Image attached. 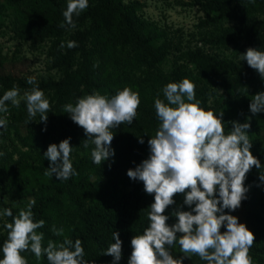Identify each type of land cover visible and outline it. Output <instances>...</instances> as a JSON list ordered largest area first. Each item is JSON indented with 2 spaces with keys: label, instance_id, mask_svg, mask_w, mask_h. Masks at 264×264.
<instances>
[{
  "label": "rangeland",
  "instance_id": "rangeland-1",
  "mask_svg": "<svg viewBox=\"0 0 264 264\" xmlns=\"http://www.w3.org/2000/svg\"><path fill=\"white\" fill-rule=\"evenodd\" d=\"M117 2L121 6L134 4L139 20L156 22L164 29L156 44L163 46L161 51L167 52L166 57L151 68L158 71L150 73L138 63L136 57H142V50L138 54L133 32L127 30L125 22L114 11ZM67 3L68 0H0V98L16 88L21 101L19 107L7 102L8 111L0 112V119L7 122L6 131L0 128V153H3L0 155V212L10 208L16 217L35 200L33 218L34 222H45L37 229L44 234L45 247L49 240L59 243L65 237L73 242L80 239L88 264H113V257L104 255L111 244L103 242L101 224L106 220L102 215L111 218L108 214L116 204L101 202V189L113 185L119 192H137L139 186H144L143 182L129 178L127 171L149 157L148 140L155 136L161 122L153 101L144 98L146 114L137 109L131 125L125 122L111 129L114 157L101 165L93 162L91 151L95 146L89 143L88 148L83 147L82 142L87 139L85 131L65 113L64 105H75L79 98L94 93L109 99L117 94L101 86L104 80L98 70L107 54H121L140 67L141 70L135 69L127 62L120 71L127 80L135 72L127 85L132 91H135L132 85L155 77L154 72L163 75L160 82L156 81L163 88L168 83H177L174 78L187 71L200 77L206 75L209 90L196 94V100L206 111L212 110L217 115L223 111L226 135L233 121L250 124L247 130L252 143L250 151L260 161L261 168L254 166L246 174L244 184L249 189L248 197L264 201V182L259 179L264 173V112L254 115L250 111L252 97L264 92V78L241 58L249 48L264 52V0L257 1V31L252 38L247 35L250 28H244L249 27L246 21L241 23L227 7L217 10L206 7L205 0H89L86 10L79 16L74 14L75 28L67 26L63 16ZM62 23L65 27H60ZM69 41H75L78 46L68 48ZM101 45L106 47L104 52ZM29 77L35 78L34 84L27 83ZM34 87L42 90L50 103L46 123L40 121L39 114L29 120L23 97ZM69 138L73 147L70 160L78 175L66 181L46 176L50 161L44 153L51 144L59 145ZM140 138L143 144L139 143ZM137 202L131 199L128 206L130 214L139 219L144 215L143 203ZM102 209L106 210L105 214ZM233 216L253 229L242 206ZM13 217L0 216V259L8 238L5 224L11 223ZM176 222L167 221L169 226ZM53 226L63 228V236H56ZM143 232L138 229L135 235ZM179 235L169 248L173 258L182 260V264H207L197 255L187 258L180 252ZM21 255L27 264H49L46 256L37 260L30 250Z\"/></svg>",
  "mask_w": 264,
  "mask_h": 264
},
{
  "label": "clouds",
  "instance_id": "clouds-1",
  "mask_svg": "<svg viewBox=\"0 0 264 264\" xmlns=\"http://www.w3.org/2000/svg\"><path fill=\"white\" fill-rule=\"evenodd\" d=\"M88 6L89 0H68L63 12L67 26L75 28L74 14L79 16ZM60 27H65V24ZM64 46L62 42L60 47ZM77 46L75 41L67 43L68 48ZM241 58L264 78V52L249 48ZM27 83L34 84L35 78L29 77ZM195 87L187 78L164 87L167 103L159 98L154 103L161 123L155 136L148 140L150 155L127 171L129 178L143 182L146 193L154 194V203L149 207V226L143 234L132 238L128 264H182V260L174 259L169 251L177 242L178 233L180 252L187 258L194 254L207 264H253L249 255L255 242L253 232L239 223L237 217L225 213L226 209L235 211L241 206L249 190L244 184L246 174L254 166L261 168L260 161L250 151L252 143L247 134L250 124L233 121L226 135L223 111L217 115L212 110L201 108L196 100ZM19 95L16 88L6 91L0 98V112L8 111L7 102L19 107ZM23 99L29 120L39 114L40 121L46 123L50 103L44 92L34 87L24 93ZM139 105V93L126 87L110 99L99 93L79 98L75 105H64V111L84 129L87 139L82 142L83 147L93 144L92 160L101 165L115 155L111 148L114 138L111 129L125 122L131 125ZM250 111L254 115L264 112V92L252 97ZM6 123L0 119V128L5 131ZM139 143H144L143 138ZM72 149L70 138L59 145L51 144L44 153L50 161L45 175L55 176L59 181L78 175L70 160ZM259 179L264 182V173ZM176 194H185L184 204L191 210L177 209L173 213L177 222L169 226V216L165 211L175 203L173 198ZM34 204L35 200H31L16 217L10 208L0 212V216L13 217L11 223L5 224L8 238L2 247L0 264H27L21 253L29 250L37 260L42 255L46 256L49 264H88L84 260L85 249L80 239L73 242L65 237L62 242L49 240L46 247L43 245L44 234L38 233L37 229L42 228L45 222H34ZM224 226L227 231L221 233ZM52 231L56 236L64 234L63 228L53 226ZM113 239L115 242L104 255L114 257L113 264H118L122 258L119 232L113 234Z\"/></svg>",
  "mask_w": 264,
  "mask_h": 264
},
{
  "label": "trees",
  "instance_id": "trees-1",
  "mask_svg": "<svg viewBox=\"0 0 264 264\" xmlns=\"http://www.w3.org/2000/svg\"><path fill=\"white\" fill-rule=\"evenodd\" d=\"M257 1L258 0H205L206 7L214 8L215 10L221 6L227 7V9L231 11V13L241 23L246 21L245 25H249V27L244 26V28H250V30L247 31V35L251 38L254 36L253 32L257 31V16H255V11L258 8ZM132 5L121 6L118 5L117 2L114 11L119 15L120 19L125 22L127 30H131L133 32V42L135 45H138L137 48H139L138 54L142 50V57L139 55L136 57L138 63L142 65L144 69L146 68L150 73L158 71L157 69L154 70L151 68L154 64L162 63L167 54V52L161 51L163 48L162 45L156 44L157 39L161 36L164 29L156 22L154 23L146 19L139 20L136 15V6L134 4ZM104 50H106V47L101 45V51L104 52ZM127 62L135 69L141 70L139 66L124 58L121 54L106 55L105 62L102 63L98 70L104 80L101 84L103 89L118 93L127 87L128 81L131 79L132 74L135 73H131L129 80L125 79V77H123L124 75L120 73V71L127 66ZM154 74H156L155 77L139 80L131 86L132 89H135L133 92L139 93L140 105L138 109L144 114L148 112L147 106L144 104V98L146 97L153 101V106L157 98L167 103L163 93L164 88L160 87L158 84V82H160L159 80L163 79V75L157 72H154ZM185 78L195 84V91L197 95L202 93L205 94L209 90V84L206 80L208 77L206 75L204 77H200L198 73L194 74L191 71H187L182 76L174 79L177 83H179ZM156 81L158 82L156 83ZM149 104L151 105L152 102H149ZM241 116L245 117L244 114ZM101 195V202L114 201L116 204L113 208H111V213L108 214L111 218L102 215V217L106 219L101 224V229L104 234V238H102V240L103 242L112 244L115 242L113 234L115 232H119L120 239L122 241V258L118 264H128L132 253V238L135 236L138 229L139 232H141L149 226V207L152 203H154V194L146 193L144 191V186H139L137 188V192H119L117 187L111 185L101 189ZM184 197L185 194H176L174 196L173 199L175 203L170 205L165 211V215L169 216L168 221H177L176 217L173 215L177 209L184 211L191 210L188 205L184 204ZM131 199L138 200L139 202H137V204L143 203L141 213L144 215H142L139 219H136L134 215L130 214L131 209L129 210L128 204ZM241 206L246 215L247 221L253 226V229L249 230L252 231L255 236V242L249 250V255L252 258L253 264H264V201L247 196L246 199L242 200ZM102 210L103 214H105L104 212H106V210ZM234 212L235 211L225 210L226 214L233 215ZM225 231H227L226 226L221 228V233Z\"/></svg>",
  "mask_w": 264,
  "mask_h": 264
}]
</instances>
